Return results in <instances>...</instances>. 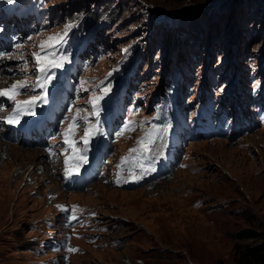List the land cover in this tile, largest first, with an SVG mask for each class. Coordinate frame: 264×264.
I'll list each match as a JSON object with an SVG mask.
<instances>
[{"label": "rangeland", "instance_id": "1", "mask_svg": "<svg viewBox=\"0 0 264 264\" xmlns=\"http://www.w3.org/2000/svg\"><path fill=\"white\" fill-rule=\"evenodd\" d=\"M69 18L36 36L31 46L51 43L76 15L101 12L117 38L111 56L91 74L100 75L127 49L150 46L159 69L173 55L190 54L242 72L261 68L264 0H52ZM249 56V57H248ZM166 61V62H164ZM165 69V68H164ZM158 70V69H157ZM156 70V71H157ZM156 76L150 88L163 83ZM7 79L0 71V86ZM129 140L119 141L124 151ZM9 144L0 136V264L26 259L62 264H236L237 251L264 245V129L229 141L192 142L186 163L153 185L118 189L106 180L82 191L62 188L40 148ZM58 193V194H57ZM73 201L106 225L95 242L76 238V251L47 250L61 235L60 206ZM111 228V229H110ZM113 228V229H112ZM31 251H30V250Z\"/></svg>", "mask_w": 264, "mask_h": 264}, {"label": "snow or ice", "instance_id": "2", "mask_svg": "<svg viewBox=\"0 0 264 264\" xmlns=\"http://www.w3.org/2000/svg\"><path fill=\"white\" fill-rule=\"evenodd\" d=\"M68 27L70 28L71 26H68ZM66 35H67V31H65L62 34H57L56 37H49L48 40L51 41V40L58 38L62 42L64 36H66ZM29 39H30V37H29ZM45 45H46V42H41V44L39 45L41 51L32 53V56L35 58L36 63H37L38 68H39V71L41 73V77L38 78V81H37L35 86L44 88L45 89V95L32 97L26 101H16L15 111L13 112L12 115H9L6 118V121L9 124L19 123V120L17 119V117L20 115H24V114L35 115V113L33 111H31V109H32L33 105L36 103V101L43 100L45 103L47 102V99H46L47 87H46V85L55 75L54 73L49 75L48 69H50V68H61V67H63V61L68 60V56L61 55L60 62H58L56 59V53L55 52H52V51L45 52ZM15 46L18 48L22 47V45H19V44L15 45ZM48 47L51 48L52 46L48 45ZM42 53H45L46 56L51 57V58L47 59L45 62V56H42ZM2 57H3V54L0 53V58H2ZM9 58H11V57H9ZM19 59L23 60L24 57L21 56V57H19ZM25 64H26V62H25ZM26 87H28L27 81H17L16 83H14L11 86L10 89H0V96H7L9 99L15 100V97L18 94V90L26 88ZM107 91H108V89H104L102 92V95L94 96L89 100V103L92 105V108H93L92 113L82 115L81 110L77 109L76 114L71 117L72 123L69 124L67 129L64 130V132L62 133V136L64 139V143L68 146L67 148L64 149V152L67 153L68 149H72L73 156L70 158H67L65 160V163H68V159L75 160L79 165L88 163L86 156H78L77 155V152L79 150H77L75 147L76 140L70 139V138L76 136V130L79 127V124L77 123L78 119L88 124V127L85 128V130H84V135L82 137H80V140H82L85 145H88L91 138L96 136L97 134H104L103 127L100 124V120H99V114H100V111L102 110L99 102L104 98L105 95H107ZM89 115L95 116L97 118L95 124H92L89 121ZM134 123H135L134 121H129L128 123H126L123 127V130L121 132H119L117 135L122 136V135H124V132L128 131V130L134 131L135 129L132 127V125ZM167 131H168L167 128H157L154 125L151 131L146 132L145 135L140 138V140L138 142L139 147L133 148L130 150V154L136 153V152H141V153L151 152L152 148L150 147V145L154 144L157 139L162 140L163 137L160 136V133H166ZM128 160H129V157H122L121 158V164L118 165L117 167L122 168L123 165ZM138 166L141 169H143V167H144L143 164H139ZM66 171H68V174L71 175L70 170H66ZM136 178L140 179L142 177H136ZM116 182L120 183V180L117 179ZM65 210H67V209H65ZM75 212H76V208L73 207V209H72L73 215L71 217L72 219H76ZM68 250L69 251H76L77 249L69 248Z\"/></svg>", "mask_w": 264, "mask_h": 264}, {"label": "trees", "instance_id": "3", "mask_svg": "<svg viewBox=\"0 0 264 264\" xmlns=\"http://www.w3.org/2000/svg\"><path fill=\"white\" fill-rule=\"evenodd\" d=\"M159 86H161V84ZM237 254L236 264H264V245L254 249H240L237 251Z\"/></svg>", "mask_w": 264, "mask_h": 264}, {"label": "clouds", "instance_id": "4", "mask_svg": "<svg viewBox=\"0 0 264 264\" xmlns=\"http://www.w3.org/2000/svg\"><path fill=\"white\" fill-rule=\"evenodd\" d=\"M186 56H188V55H186ZM180 58H184V57H180ZM165 70V69H164ZM162 76H163V74H161L160 76H159V80H161L162 79ZM165 81H166V75H165V77L163 78V83H160L161 84V86H154L153 87V89H159V90H161V89H163V86H164V83H165ZM259 130V129H258ZM256 131V130H255ZM254 132V131H253ZM252 133V132H251ZM250 134V133H249ZM213 140V139H212ZM199 141H203V140H199ZM199 141H197V142H199ZM206 141H211V140H206ZM190 143H192V142H190ZM189 144V143H188ZM119 189V188H118ZM121 189H125V188H121ZM130 189H132V188H130Z\"/></svg>", "mask_w": 264, "mask_h": 264}, {"label": "bare ground", "instance_id": "5", "mask_svg": "<svg viewBox=\"0 0 264 264\" xmlns=\"http://www.w3.org/2000/svg\"><path fill=\"white\" fill-rule=\"evenodd\" d=\"M5 62L4 63H2V64H0V69H4L5 68ZM27 150H31V151H36V149L35 148H33V149H27ZM91 185H93V184H91ZM58 194V193H57Z\"/></svg>", "mask_w": 264, "mask_h": 264}]
</instances>
